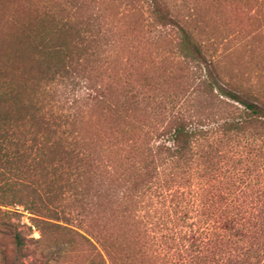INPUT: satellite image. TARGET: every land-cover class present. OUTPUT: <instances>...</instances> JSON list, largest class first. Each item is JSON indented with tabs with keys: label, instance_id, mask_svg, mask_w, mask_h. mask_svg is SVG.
I'll return each mask as SVG.
<instances>
[{
	"label": "trees",
	"instance_id": "obj_1",
	"mask_svg": "<svg viewBox=\"0 0 264 264\" xmlns=\"http://www.w3.org/2000/svg\"><path fill=\"white\" fill-rule=\"evenodd\" d=\"M121 1L147 3L184 67L157 65L100 0H0L3 264L20 262L22 211L38 264H264V168L241 180L231 150L264 153V95L225 77L168 0Z\"/></svg>",
	"mask_w": 264,
	"mask_h": 264
},
{
	"label": "rangeland",
	"instance_id": "obj_2",
	"mask_svg": "<svg viewBox=\"0 0 264 264\" xmlns=\"http://www.w3.org/2000/svg\"><path fill=\"white\" fill-rule=\"evenodd\" d=\"M168 1L190 22L195 34L206 44L225 77L264 95V0ZM100 2L104 17H125L122 18V22L127 21L130 25L133 22L139 23L137 39L143 35L141 51L150 53L157 65L161 68L166 67L167 72L184 67V62L174 54L172 39L152 22L146 2L137 4L134 9L132 5H125L121 0H100ZM237 2L241 5L257 4L256 11L253 9L250 11V15L254 17H235L234 13H230L228 10ZM249 25L263 27L259 37L262 41L249 40L251 36H246ZM139 61H143L142 57ZM232 145L231 150H237L235 159L241 161L236 164L240 169L238 173L242 175L241 180L255 182L258 178L257 174L262 173L264 168L261 144L255 142L245 146L244 140H235ZM14 208L22 211L20 206ZM28 215L26 211H22L19 217L11 216L18 222L26 236V244L22 247L19 264H38L42 247L35 239L39 237V232L29 221ZM10 248V239L0 235V253L2 249L10 250ZM54 249L52 245L45 248L46 251ZM58 263L68 264L61 260L56 262L55 259L48 262V264ZM0 264H3L1 256Z\"/></svg>",
	"mask_w": 264,
	"mask_h": 264
}]
</instances>
